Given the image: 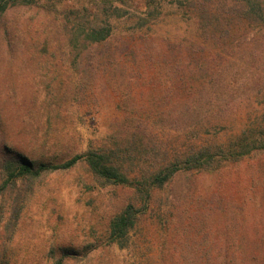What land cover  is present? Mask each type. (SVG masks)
Segmentation results:
<instances>
[{"label":"rangeland","instance_id":"rangeland-1","mask_svg":"<svg viewBox=\"0 0 264 264\" xmlns=\"http://www.w3.org/2000/svg\"><path fill=\"white\" fill-rule=\"evenodd\" d=\"M161 1L10 6L0 16V156L66 160L129 113L163 152L199 119L187 103L212 114L202 133L218 142L264 119V0ZM103 20L111 36L83 40ZM132 194L79 163L36 179L16 214L0 197V264H54L62 249L76 253L66 264H223L239 244L264 250V149L177 173L123 243H108L109 221Z\"/></svg>","mask_w":264,"mask_h":264},{"label":"trees","instance_id":"trees-1","mask_svg":"<svg viewBox=\"0 0 264 264\" xmlns=\"http://www.w3.org/2000/svg\"><path fill=\"white\" fill-rule=\"evenodd\" d=\"M34 1L0 0V16L13 4ZM161 2L146 0L147 9H154ZM113 8L119 10L118 6ZM111 33L112 26L108 20H103L97 25L87 26L80 35L83 40L97 45L107 40ZM200 93L199 87L188 90L190 99ZM181 109L190 115L199 111V119L184 128L182 141L178 142L177 136L166 144L168 147L164 148L163 152L156 142L152 143L145 135L148 123L130 113L121 121L113 123L110 132L98 145L89 146L66 160L54 162L32 159L8 148L7 152L0 156V197L11 200V209L16 214L23 207L25 192L36 179L44 174L67 170L76 164L84 163L88 171L102 178L103 182L128 188L133 193L134 201L126 203L111 217L108 224V243L116 242L121 245L135 226L139 215L147 209L153 191L162 188L177 173L193 170L212 171L223 164L236 163L253 151L264 149V119L242 129L236 136L218 142L214 137L202 133H208L212 127V114L204 120L209 112L202 111V108L194 104L187 103L185 108ZM176 122L177 119L174 118L172 125ZM85 251L87 253L88 247ZM225 253L226 262L223 264H264V250L260 248L239 244L228 254ZM73 254L76 253L62 249L61 255L55 257L54 264H66L65 259Z\"/></svg>","mask_w":264,"mask_h":264}]
</instances>
